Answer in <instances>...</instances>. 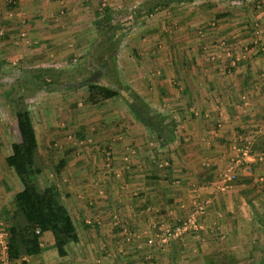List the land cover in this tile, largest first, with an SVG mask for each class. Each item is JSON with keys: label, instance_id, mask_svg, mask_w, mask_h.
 <instances>
[{"label": "crops", "instance_id": "crops-1", "mask_svg": "<svg viewBox=\"0 0 264 264\" xmlns=\"http://www.w3.org/2000/svg\"><path fill=\"white\" fill-rule=\"evenodd\" d=\"M7 3L0 0V82L10 84L0 90V228L22 189L6 165L19 132L16 139L5 121L14 113L5 91L14 88L18 97L20 88L36 87L25 102L44 169L39 179L58 187L79 240L61 257L46 232L39 257L11 261L0 248V264H261L264 246L252 231L264 226V210L240 200L242 187L223 189L221 175L237 153L239 128L253 126L242 118L264 109V0ZM104 9L109 24L98 29ZM206 25L219 26L230 46L217 68L197 46L210 35ZM121 68L136 73L111 82L131 88L144 113L148 105L176 121L173 142H157L126 100L120 105L122 98L79 101L88 96L87 82ZM243 92L248 107L237 114L232 107ZM202 201V230L169 244L148 243Z\"/></svg>", "mask_w": 264, "mask_h": 264}, {"label": "trees", "instance_id": "trees-1", "mask_svg": "<svg viewBox=\"0 0 264 264\" xmlns=\"http://www.w3.org/2000/svg\"><path fill=\"white\" fill-rule=\"evenodd\" d=\"M7 4L9 7L14 6V3ZM110 15V10L104 9L98 29L106 28ZM109 39L104 37L103 43L108 44ZM39 79L43 81L40 76ZM85 85L88 90L86 101L90 104L96 105L105 100L122 98L126 100L136 119L152 131L157 142L164 145L174 141L176 121L161 114H152L153 109L148 105H144L143 110L146 109L147 114L144 113L142 107H139L140 102H137L138 97H134L135 94L129 87H113L100 81H90ZM11 91L12 94H7ZM14 92L15 89L11 88L5 91V94L13 104L19 141L12 144V153L6 158V165L14 171L22 189L15 194L13 212L8 214L9 221L3 228L9 235L7 256L11 261H19L24 257H39L43 251V236L46 232H51L58 255L63 257L68 254L67 246L79 240L77 226L68 208L61 201L58 187L55 184L44 186L40 182L39 177L44 169L39 162V143L33 116L25 97H15ZM257 183L260 184L259 181ZM21 263L27 264L25 260ZM261 264H264V260Z\"/></svg>", "mask_w": 264, "mask_h": 264}, {"label": "rangeland", "instance_id": "rangeland-1", "mask_svg": "<svg viewBox=\"0 0 264 264\" xmlns=\"http://www.w3.org/2000/svg\"><path fill=\"white\" fill-rule=\"evenodd\" d=\"M127 24L128 23L123 24L125 26V29L129 28V25H127ZM213 26L214 25L211 26L212 28L210 27V25H208V26L206 25L205 27H202L204 29V33H205V31H209L210 35H207L205 37H199V39H203V40H198L196 42L198 43L197 46H199L198 47L199 49H201V50L204 49L208 52V54H204V57H203L205 62L209 63L210 65H215L217 68L218 64H222L226 61V57L224 58L222 56V54H223V51L224 52L227 51V49L230 46L227 43H225L226 39H224L222 37V33L218 30L219 26L216 27L217 29L213 28ZM212 32H214V33L211 34ZM146 41H148V39H146ZM142 43H143V41H142ZM145 43L149 44V42H145ZM165 44L167 47L168 41H166ZM162 45L164 46V44H162ZM206 51H205V53H206ZM108 58L106 60L110 61L112 57L109 56ZM106 69H108L107 66H106ZM106 69L103 70V74H102L103 77H102V80L100 82L104 83L106 85L113 86V87H118L117 84L111 82V81H114L113 79H115V77L118 78V74H122V77L125 78L126 75L130 76L131 73H134V72H130L129 70H126L125 68H121L118 71H116V74L113 72V74H115V76L113 75L114 76L113 77V76H111V72L109 70H106ZM12 73H15V72H12ZM217 73L220 75L219 72H217ZM73 81H75V79ZM10 82H12V81H10ZM56 82L57 81L53 82L54 85H56L55 84ZM58 83H60V82H58ZM0 84H1L0 90L4 86L10 85L8 83V81H5V83L0 82ZM60 85H63V82H61ZM65 88H66V86H65ZM32 90L38 91V89L36 87L26 88V89L20 88V90H19L20 94L19 93H17V94L19 96L23 95L25 97V99H27L28 97H31V96H29V94H30L29 92ZM59 90L62 92L63 88H59L58 91ZM125 91H127V89ZM9 93L12 94L13 92L11 91V92H8L7 94H9ZM124 93H126V92H124ZM87 94H88V92H87ZM247 94H248L247 96H250V94L248 92H247ZM239 95L240 96H238L237 99H241L242 101L239 103L238 102L236 103V105H238L239 107H237V106L232 107V108H235V110H234L235 113H237V110H240L242 112V108L248 107V103H247V105H245L246 100L242 99L244 96V92L242 94H239ZM254 96L255 95H253V97ZM263 97H264V95H259V99L260 98L263 99ZM79 101H81L82 105L85 106V102H86L85 99H80ZM121 101H122L121 103H123V104H120V105L125 106L124 100L121 99ZM9 106H13V104L11 102H9ZM113 106L116 109L118 108V106H116V104H113ZM249 106H250V104H249ZM81 109H82V107H81ZM51 110H52V112H56V114L58 113V109L55 106L52 107ZM29 111H30V109H29ZM252 112L254 115H251V117H250L251 120L242 118L243 120H241V121L243 124L249 123V124H252L254 127L253 126L251 127V125H248L249 127L246 126L248 128H245V129L239 128L240 132L237 133L236 138L233 141H234V143L236 142V145H235L236 150L239 148H247L248 147L250 154L254 156L255 160L247 163L249 168L240 167V169L238 171V175H237V180H239V181L237 183L231 182L229 185H230V187H236L235 185H237V187H240V188L242 187L241 192L244 193L245 196L244 197L242 196L240 198L241 201H246V200L249 201L250 200V201H252V203H255V205L258 207V209L264 210L263 209L264 208V171H262L263 167H264V109L261 110L259 108H256V109L252 110ZM237 114H239V113H237ZM5 121L7 122L8 129L12 130V132H15V136H16L15 138L17 139V136H18L17 131L18 130L16 128V119L14 117V113H13L12 117H9V119L5 120ZM255 126H257V127H255ZM252 129H254V130H252ZM230 163H231V161H230ZM230 163L228 162L227 168L229 167ZM255 178L259 179L258 181L260 182L261 185L259 184V185L254 186V182L257 183ZM246 194L251 195V196L247 197ZM252 232H253V234L256 235V237L258 236V238L261 240L260 245H261V247H263L264 246V226L262 225V227L260 226L258 229H255ZM261 247H258V248L261 249Z\"/></svg>", "mask_w": 264, "mask_h": 264}, {"label": "built area", "instance_id": "built-area-1", "mask_svg": "<svg viewBox=\"0 0 264 264\" xmlns=\"http://www.w3.org/2000/svg\"><path fill=\"white\" fill-rule=\"evenodd\" d=\"M15 1L16 0H7L8 3H14ZM254 160L255 158L250 154L248 147L237 149V153L233 157L229 167L221 175V179L224 183L223 189L229 188V184L237 180L240 167L249 168L247 163ZM206 207L207 203L204 201L194 204L179 223L172 227L165 228L158 232L156 236L150 237L148 243L151 245L169 244L172 241L183 240L188 235L202 230L203 225L200 218L204 215ZM8 236V233L3 228H0V248L6 256Z\"/></svg>", "mask_w": 264, "mask_h": 264}]
</instances>
